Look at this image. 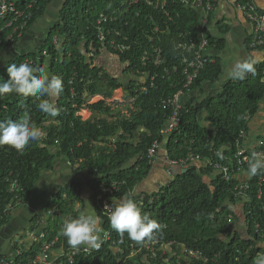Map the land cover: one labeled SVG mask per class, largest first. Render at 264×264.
Returning <instances> with one entry per match:
<instances>
[{
  "label": "trees",
  "instance_id": "trees-1",
  "mask_svg": "<svg viewBox=\"0 0 264 264\" xmlns=\"http://www.w3.org/2000/svg\"><path fill=\"white\" fill-rule=\"evenodd\" d=\"M26 1L16 2L15 11H23ZM52 2L36 0L23 14L26 26L19 31L22 18L8 13L0 21V53L20 45L22 37L44 16ZM100 16L113 17L114 21L97 24ZM199 19V11L184 7L179 0H172L163 9L156 10L146 3L129 5V0H65L59 23L49 29L40 51L21 53L9 62L19 65L29 61L34 67L44 68L49 75L59 76L63 91L56 100L59 109L56 117L42 113L36 97L0 96V121H18L27 114L44 136L38 142H31L23 152L0 147V231L8 227L15 209L39 193L37 184L41 173L50 171L53 161L60 155L74 166L80 163L79 167L75 166L77 170L86 169L96 177L90 189L103 221L102 232L109 235L107 241L88 255L78 254L72 264H264L260 260L264 250L258 246L264 244V169L250 175L245 200L235 197L234 188L239 183L236 179L225 181L216 175L210 184L204 183L202 177L214 173L207 166L200 172L195 168L187 169L152 196L131 195L150 170L147 150L154 141L163 142L159 131L168 112L162 109L161 102L182 90V53L178 45L188 37H197ZM10 21L15 22L8 26ZM113 28L118 33L115 38L108 34ZM102 34L100 42L98 38ZM50 38H56L57 43L51 42L45 48ZM111 39L123 49L110 48ZM209 39L208 48H213L216 42ZM154 49L160 50L163 68L171 69L170 75L153 68ZM102 51L116 57L130 80L136 78L144 82H132L124 89L129 90L128 98L132 100L127 103L132 107L130 118L119 116L114 122L99 120L95 126L94 121H81L77 113L89 110L110 118L111 109L105 100L122 87L118 79L93 66ZM9 63L1 67L0 78L4 81L8 79ZM262 69L263 65L257 66L255 74H248L244 80L231 79L218 93L200 102L184 104L178 128L164 143L167 158L177 164L189 157L206 162L219 151L221 157L217 160L229 166L236 144L244 148L242 136L247 131L248 120L255 116L264 99ZM219 75L220 67L208 63L184 95L205 83L217 82ZM153 77L156 78L150 87ZM139 89H144L145 93ZM96 96L103 100L90 105V100ZM201 115L206 116L209 128L201 126ZM141 128L144 131L135 142L134 134ZM105 139L114 140L110 144L112 148L95 157L94 144ZM134 160L133 167L119 170ZM76 187L68 185L46 201L42 210L43 215L50 213L47 229L37 234L36 242L28 250L15 241L13 255L4 257L5 260H10V264H27L37 256L42 245L56 240L54 257L58 256L57 263L68 264L59 256L72 248L62 235L61 225L67 217H76L81 212L73 209L80 193ZM121 199H133L139 204L142 215H148L159 224V231L152 239L137 242L127 234L121 237L110 227L111 207L108 216L100 211ZM237 203L243 206L245 237L234 231L236 219L229 206ZM36 218L39 221L40 217ZM38 226L37 222L33 228L36 230ZM256 227L259 233H255ZM179 249L183 250L181 254H178ZM18 250L22 254L16 257Z\"/></svg>",
  "mask_w": 264,
  "mask_h": 264
},
{
  "label": "crops",
  "instance_id": "crops-1",
  "mask_svg": "<svg viewBox=\"0 0 264 264\" xmlns=\"http://www.w3.org/2000/svg\"><path fill=\"white\" fill-rule=\"evenodd\" d=\"M65 0H53V2L46 8L44 16L37 22V24L29 29L22 37L18 47V51L15 49L8 50L0 53V64L9 63L13 61L21 53H33L36 52L39 47L43 45L49 29L58 24L60 20V13L64 6ZM249 4L256 8L258 12L264 13V0H214V9L209 15L208 30L206 32L207 39L215 40L213 48H208L206 56L210 60V64H215L220 67V75L217 82L213 84L205 83L201 85L198 90H194L182 98V103L187 104L189 102H200L206 99L209 95L218 93L221 90L222 85L228 83L231 79L228 78L227 72L229 65L242 58L251 56L257 61V66H262L264 63V51L253 50L249 47V42L253 36V24L246 20L243 14L238 10L237 5ZM82 48V47H81ZM120 65L118 60L102 51L94 60L93 66L103 69L102 71L112 78L118 79L122 87L114 90L111 93L110 99H106V105L111 109V116L108 118L104 113L91 112L89 110H80L77 113V117L81 121H94V125L97 126L99 120H106L107 122H114L117 118L131 117L130 114L123 111V106H126L127 102L124 98V89L129 83V78L125 75L122 66L118 71L117 66ZM3 67V66H2ZM1 69V67H0ZM119 72V73H118ZM137 81L136 78H131V81ZM143 83V79L138 80ZM99 101L103 100L101 96H96L90 100ZM206 116H200V124L203 128H209V123L205 122ZM247 131L243 135V147L245 149H256L258 144H264V99L259 106V110L254 117L248 120ZM143 129H139L134 134V141H138L139 135L143 133ZM107 143H106V142ZM101 140L94 144L95 157H98L101 153L108 152L112 148L110 144H113L114 140ZM262 144V145H263ZM166 151L164 144L160 146L156 156L151 161V167L146 177L134 187L131 195L134 197H149L155 194L159 189L168 185L174 177L187 171L189 168H195L198 172L203 170L206 166V162L193 161L187 165L177 164L169 168L166 163ZM136 160L125 165L119 169L121 172L134 166ZM80 163H76L75 166L79 167ZM71 164L70 160L64 156H57L53 161L52 169L41 173L40 182L37 184L38 192L35 197L28 200L23 206L15 209L12 212V217L8 227L0 231V257H11L13 255V243L19 241L23 248L28 250L36 242L35 237L39 231L43 228H47V220L43 215V208L46 201L55 195L57 191L68 185H77L79 193V200L74 204V211H82L87 204L90 205L101 216L97 210V206L94 203V193L91 191L90 186L94 183L96 177H93L86 169L77 170L76 167ZM119 172V171H117ZM216 176L217 173H212L211 176ZM210 176V177H211ZM210 177L203 176L204 183L210 184ZM249 172H242L236 175V180L240 183H245L250 180ZM123 200V199H121ZM117 203V202H115ZM236 221L234 231L241 237L246 236V229L244 226L243 206L241 203H237L234 206H229ZM40 217L39 225L36 230L33 225L39 221H36ZM36 218V219H35ZM103 225V223H102ZM33 228V229H32ZM101 236L103 232L101 231ZM17 238V239H16ZM16 239V240H15ZM258 246L264 250V244ZM85 247V246H84ZM182 249L178 250V254L182 253ZM170 252V250H168ZM53 257L52 253H48V258ZM260 260L264 263V256H260Z\"/></svg>",
  "mask_w": 264,
  "mask_h": 264
},
{
  "label": "built area",
  "instance_id": "built-area-1",
  "mask_svg": "<svg viewBox=\"0 0 264 264\" xmlns=\"http://www.w3.org/2000/svg\"><path fill=\"white\" fill-rule=\"evenodd\" d=\"M20 0H0V21L4 20L8 13H16L18 18H22L23 23H20V26L17 31L22 30L26 25V22L23 14L27 13L29 9L33 7L36 3V0H27L25 9L21 12L15 11V3ZM180 3L190 9H194L199 11L200 19L199 25L196 31L197 37H188L185 41H183L180 45H178L179 51L182 53L181 56V67H182V74H183V87L182 90L177 92L174 96L168 97L167 99L161 102V107L163 110L167 111L168 114L165 116L166 121L163 128L159 131V135L161 139H163V144L165 143L167 137L175 131L180 123V112L184 109V104L182 103V98L184 96V91L192 86L194 81L197 79L198 74L202 71L205 66L210 63V60L206 56V51L208 49V41L206 37V32L208 30V21L209 15L214 9V0H179ZM172 2V0H129V5H137L139 3H146L150 7L156 9H163L167 4ZM238 10L243 14L244 18L253 24V36L249 42V47L253 50H263L264 51V13L258 12L255 7L249 4H242L237 5ZM114 21L113 17L109 16H100L97 19V24H110ZM15 21H10L8 26H11L12 23ZM157 31V30H155ZM112 37H117L118 33L115 28L108 32ZM100 42L103 41V34L100 35L98 38ZM54 44L56 43V38L53 40ZM110 48L116 50L123 49L122 46L115 43L114 39H111L109 43ZM43 56L46 55L45 52L42 53ZM145 59V58H144ZM24 63H29V61H25ZM151 64L154 69L160 70L163 75H170L171 69L163 68V58L161 55L160 50L154 49L153 50V58ZM156 78V77H155ZM155 78H150V87L155 81ZM262 81H264V63L262 69ZM141 92L145 93L144 89L140 90ZM44 138V136H41ZM243 137V136H242ZM158 141H154L149 149L147 150V157L150 162L156 156L158 149L162 145ZM263 143L258 144V148L256 149H245L238 147V143L236 144V149L234 153L229 158V166L222 165L217 159L221 157L219 151H216L212 155V160L206 161V166L210 167L213 172L217 173L221 177L222 180H234L236 179V175L248 170L249 162L253 158V154H256L257 159L264 160V149L261 150ZM198 161L197 157H189L187 160L181 162L182 165H187L189 162ZM166 165L171 168L176 166L177 163L169 160L166 156L165 159ZM247 167V168H246ZM251 175V174H250ZM261 181V179H260ZM11 186L14 187V183H11ZM114 188H112L113 190ZM249 190L248 182L245 183H238V185L234 188L235 197L238 199L245 200V195ZM260 193H258L257 198L259 199ZM139 205V204H137ZM102 211L104 215L108 216L110 208L107 206L102 207ZM109 217V216H108ZM255 233L258 232V227L255 229ZM109 238L108 233L103 234L102 241H107ZM36 239V238H35ZM56 240H51L48 243L41 246L37 256L34 259L29 260L27 264H59L57 263L56 258L54 257ZM102 242V243H103ZM101 246V244H100ZM97 248H87L82 247V249H73L68 248L64 252L60 253L59 256H63L68 264H72L75 257L78 254H85L88 255L92 251ZM48 253H52L53 257L51 259L48 258ZM22 254V251L18 250L15 254L16 257H19ZM190 257H193V253H188ZM10 258V257H8ZM7 258V259H8ZM10 260H5V258L0 259V264H10Z\"/></svg>",
  "mask_w": 264,
  "mask_h": 264
},
{
  "label": "clouds",
  "instance_id": "clouds-1",
  "mask_svg": "<svg viewBox=\"0 0 264 264\" xmlns=\"http://www.w3.org/2000/svg\"><path fill=\"white\" fill-rule=\"evenodd\" d=\"M256 63L257 61L251 56L242 57L229 65L227 76L229 79L244 80L248 74H255ZM7 76V81L0 78V96L18 94L24 97H36L40 100L37 107L42 113L49 117L59 115L56 100L63 91L62 79L59 76L49 75L44 68H37L29 63L19 65L9 63ZM42 135V131L31 122L27 114L18 121H0V147L8 146L16 152H23L31 142H38ZM262 169H264V160L257 159L256 154H253L248 172L254 176ZM107 207H111L109 225L121 237L127 234L130 239L142 242L146 238L152 239L154 233L159 231V224L148 215H142L133 199H123ZM49 215L50 213L44 215L46 220ZM38 223L41 225L40 221ZM102 223V218L87 204L78 216L64 219L61 231L73 249H78L80 246L90 249L99 248L103 242ZM46 229H41L40 234Z\"/></svg>",
  "mask_w": 264,
  "mask_h": 264
},
{
  "label": "rangeland",
  "instance_id": "rangeland-1",
  "mask_svg": "<svg viewBox=\"0 0 264 264\" xmlns=\"http://www.w3.org/2000/svg\"><path fill=\"white\" fill-rule=\"evenodd\" d=\"M51 42L53 43V38L51 39H48V41H47V43H46V45H45V48L46 47H48L50 44H51ZM36 49H38L36 52H38V51H40V49H39V47H36ZM37 54V53H36ZM35 54V55H36ZM5 65V63H1L0 64V67H2V66H4ZM117 68H118V71L120 70V65H118L117 66ZM1 71H3V69L1 68L0 69V72ZM119 73V72H118ZM128 77V76H127ZM132 82H139V81H131V80H129V83H128V85H127V87L132 83ZM140 83V82H139ZM132 90H133V88H132ZM141 89H139V91H140ZM129 90L127 89V90H124V98H125V100H126V102L128 103L129 101L130 102H132V100L131 99H129L128 97H129V92H128ZM138 90L136 89L135 91H134V93L136 94V92H137ZM97 101V99L95 100H92V103H95ZM122 110L123 111H125V112H127L128 114H131V110H132V107L130 106V105H127L126 104V106H123V108H122ZM212 178H214V175H212L211 177H210V179H212ZM101 212V214L102 215H104V212L103 211H100ZM17 239V238H16ZM15 239V240H16Z\"/></svg>",
  "mask_w": 264,
  "mask_h": 264
},
{
  "label": "water",
  "instance_id": "water-1",
  "mask_svg": "<svg viewBox=\"0 0 264 264\" xmlns=\"http://www.w3.org/2000/svg\"><path fill=\"white\" fill-rule=\"evenodd\" d=\"M21 44H22V43H20V45H15V46L13 47V49H15V51H18L17 49H18V47L21 46ZM184 173H185V172H184ZM184 173H182V174H184Z\"/></svg>",
  "mask_w": 264,
  "mask_h": 264
}]
</instances>
